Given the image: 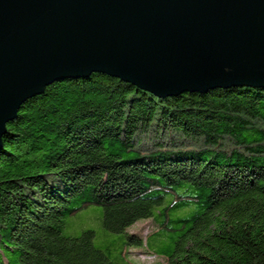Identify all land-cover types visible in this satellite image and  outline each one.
<instances>
[{
	"label": "trees",
	"instance_id": "obj_1",
	"mask_svg": "<svg viewBox=\"0 0 264 264\" xmlns=\"http://www.w3.org/2000/svg\"><path fill=\"white\" fill-rule=\"evenodd\" d=\"M92 207L111 234L153 220L127 242L165 264H264V90L162 99L98 74L47 87L3 137L0 264H115L95 232L64 235Z\"/></svg>",
	"mask_w": 264,
	"mask_h": 264
},
{
	"label": "water",
	"instance_id": "obj_2",
	"mask_svg": "<svg viewBox=\"0 0 264 264\" xmlns=\"http://www.w3.org/2000/svg\"><path fill=\"white\" fill-rule=\"evenodd\" d=\"M95 74L162 99L264 90V0H0V151L28 100Z\"/></svg>",
	"mask_w": 264,
	"mask_h": 264
},
{
	"label": "rangeland",
	"instance_id": "obj_3",
	"mask_svg": "<svg viewBox=\"0 0 264 264\" xmlns=\"http://www.w3.org/2000/svg\"><path fill=\"white\" fill-rule=\"evenodd\" d=\"M188 212L192 211L188 209L178 214L183 216L189 214ZM88 231L95 232L94 246L105 252L115 264H165L164 259L154 257L149 248L130 246L127 242V235L145 238L146 235L157 232L158 227L151 219L136 222L123 234H111L106 230L103 209L99 207H92L80 215L66 220L65 236L78 238ZM168 247H170V240L161 241L158 249H167Z\"/></svg>",
	"mask_w": 264,
	"mask_h": 264
}]
</instances>
